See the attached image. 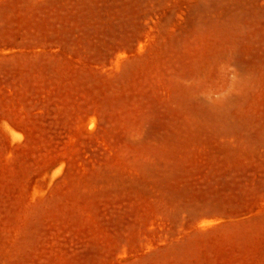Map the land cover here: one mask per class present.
Segmentation results:
<instances>
[{
    "label": "rangeland",
    "instance_id": "374dc122",
    "mask_svg": "<svg viewBox=\"0 0 264 264\" xmlns=\"http://www.w3.org/2000/svg\"><path fill=\"white\" fill-rule=\"evenodd\" d=\"M0 264H264V0H0Z\"/></svg>",
    "mask_w": 264,
    "mask_h": 264
}]
</instances>
